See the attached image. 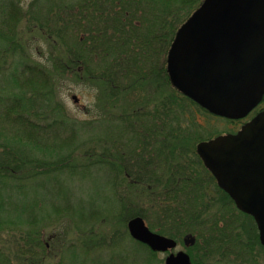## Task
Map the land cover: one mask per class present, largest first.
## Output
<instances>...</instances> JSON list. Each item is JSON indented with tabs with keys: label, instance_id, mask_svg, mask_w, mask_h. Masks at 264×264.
Returning <instances> with one entry per match:
<instances>
[{
	"label": "trees",
	"instance_id": "16d2710c",
	"mask_svg": "<svg viewBox=\"0 0 264 264\" xmlns=\"http://www.w3.org/2000/svg\"><path fill=\"white\" fill-rule=\"evenodd\" d=\"M44 1L51 3L44 13L30 11L36 17L20 22L19 0H0V25L7 33L0 36L7 39L2 43H8L7 46L0 43V60L6 59L10 52L36 47L30 36L33 33H39L47 51L57 50L54 56L47 57L49 66L31 61L29 64V55L20 60L17 75L14 74L18 93L8 100L0 97L5 115L17 113V120H11L17 128L7 131L5 136L13 134L15 138L34 141V152L43 149L47 139L39 140L38 131L42 128L22 120L21 112L43 119L39 116L42 113L31 109L37 100H41L39 108L44 111L52 105L62 107L60 100L52 95L53 83L63 80L59 77L74 83H90L99 89L98 106L105 110L106 116L81 127L65 117L66 121H62L65 130L59 136L62 143L48 147L61 155L72 146L69 142L76 140L78 131L104 133L94 146H83L80 153L73 152L67 161L70 164L72 158L74 164L78 163L83 175L100 172L106 176L101 178L103 188L94 190L96 195L89 201L81 202L87 205L86 217L80 212L81 221L77 223L79 228L87 227L95 219L98 225L108 220L113 223L109 235L101 228L83 232L88 235L92 231L100 242L108 241L110 245L97 248L109 253L98 254L95 262H90L162 263L157 252L127 235V218L141 215L153 229L175 239L193 233L196 236L195 244L190 247L193 264L218 263L222 259L230 264H259L261 258L264 264V246L259 242L252 218L230 205L228 195L219 189L195 151L196 143L205 135L198 114L208 113L180 93L167 72V53L176 31L202 0H81L77 3L36 0L37 10L44 8ZM23 91L31 95V105ZM52 136L48 134L49 139ZM1 145L0 174L3 170L6 174L2 175L21 179L19 183L27 186L15 187L24 191L33 185L37 188L41 184L36 182L40 175H59L67 167L53 169L50 164L41 171L40 161L35 157L31 161L24 148ZM99 145L104 148L101 153L95 151ZM44 155L56 156L48 152ZM16 169L20 170L16 172ZM56 181L53 178L56 188L63 185ZM102 190L107 191L108 197ZM213 191L216 195H212ZM4 204L11 209H5L0 200V264H57L51 259L58 246L52 242L56 236L43 240L44 233L34 230L40 228L34 214L37 209L26 207V200L17 206L18 210L14 204ZM57 207L59 210L54 215L64 218V210ZM13 227L23 232H16ZM126 237L128 241L124 245ZM80 243L88 247L87 236ZM33 248L39 251L36 255ZM110 249L116 250L110 252ZM92 252L82 250L84 262ZM58 264L62 263L58 261Z\"/></svg>",
	"mask_w": 264,
	"mask_h": 264
},
{
	"label": "water",
	"instance_id": "95a60500",
	"mask_svg": "<svg viewBox=\"0 0 264 264\" xmlns=\"http://www.w3.org/2000/svg\"><path fill=\"white\" fill-rule=\"evenodd\" d=\"M167 63L172 83L194 101L222 116L247 115L264 95V0H204L179 27ZM197 151L219 185L255 217L264 245V112L238 134L202 142ZM127 227L132 238L154 251L177 245L141 216ZM165 261L191 264L182 250Z\"/></svg>",
	"mask_w": 264,
	"mask_h": 264
},
{
	"label": "rangeland",
	"instance_id": "374dc122",
	"mask_svg": "<svg viewBox=\"0 0 264 264\" xmlns=\"http://www.w3.org/2000/svg\"><path fill=\"white\" fill-rule=\"evenodd\" d=\"M66 1V0H65ZM70 3H77L81 0H67ZM20 4L18 3V8H20L21 11V18L22 20L20 22H25L28 19L35 18L36 16L31 13L35 12L36 14L44 13L45 10H47L51 3H45L44 1V8H39L37 10L38 3H35L36 0H19ZM1 31L0 35H7L6 32H4V28L2 25H0ZM32 41L36 44V47L33 46L29 51H19L17 53L10 52L7 55V58H1L0 63L3 64V66L0 67V97H4V99H9L14 94H17L18 91L16 89L17 81L14 77V74L17 75V67L20 63V60L22 58H26L25 55H29L30 60H28V63H36V64H42L44 66H49V61L47 60V57L54 56L57 53V50L47 51L45 45L41 42L39 38V33H33L30 35ZM29 36V37H30ZM7 39L0 36V43L3 44V46H7L8 43L3 42ZM17 56L20 57V59H17ZM31 61V63L29 62ZM21 64V63H20ZM57 79H63L59 82L53 83V92L52 95L57 97L62 107L52 105L49 106L47 111H44L43 109L39 108V102L41 100H37L36 105L32 106L31 109H36L37 113H42L41 116L43 119H37L34 116L33 118L30 116V114H27L25 111H22V120L28 121L31 124H36L38 128L40 129L38 132L41 133L39 137V140L47 139L44 142L43 149L36 150L34 152L35 142L30 140L24 139V137L21 138H15L12 135H7L6 132L9 130H13V128H17V126H13L14 124H11V120H17V113L12 114L8 117V115H5L4 113V106H0V145L1 146H9V147H16L21 149H25L28 154L30 160L32 161L33 158H37L40 161V170H45L50 164L53 165L50 166L53 169H61L64 166H67L64 168V172H60L59 175L52 174L50 177H44V175H40L39 179L36 180L37 184H43V185H37V188H34L33 186H30V190L24 191L21 188L15 187L17 185L27 186L25 183H19L20 181L18 178L10 177L9 175H2L6 174L5 171H1L0 174V200L2 201L5 209H11V207H7L4 203H10L11 206L17 208L23 203L27 202L26 207L34 206L36 212L34 214L37 215L38 223L40 224L37 226L34 230L36 232L44 233L43 240H48L49 236L55 235L56 237L52 240L53 243L57 244V250L53 251V254L51 256V259L58 264V261H60L62 264H92L94 258L98 254L106 255L109 253L108 250H97L104 249L106 247H110L108 245V241H101L98 240V238L92 234V231H90L87 234H83L86 230L90 228H96L100 229L103 233H106V235H109L111 231V224H113L111 221L103 222L100 225L95 224L97 219L93 221L92 224L86 226H81L79 228V225L77 226V223L80 224L81 221V213L84 214V209L87 207V205L82 204V201H89V198L91 199L93 195L95 194L94 190H99V187L103 188L104 182L102 181V177L106 178L104 175L105 173L100 174V172H95L93 175H83L82 169L80 165L77 163L74 164L73 159L71 158L70 164L67 163L68 158H70L73 154V152H81L83 149V146H94L95 141L99 137H103L104 133L102 134H93L91 130H87L86 132H82L81 130L77 132L76 140L70 141L69 143L72 144L71 147H68L67 149H64L59 155V152H52L48 150V147L50 145H57L62 143L60 141L59 136L60 133L63 132L64 125L62 124V121H66L63 119H66L65 117L69 118V121H76L80 127L84 123H95L96 121L102 120L106 116L105 110H101V108L98 106V99L97 95L99 93V89L96 86L91 85L90 83H74L70 79H66L65 77H59ZM24 97H28V102H30V105L32 103L31 95L28 93L26 94L25 91ZM27 104V103H26ZM5 105V104H4ZM29 105V104H28ZM260 108H264V99L262 100L260 104ZM29 109V108H28ZM27 109V111H28ZM59 109V110H58ZM38 115V114H37ZM44 117H46L44 119ZM200 121L202 123H205L208 116L202 117L200 114L198 115ZM138 118V116H136ZM210 121H214L216 124H208L205 131V135L213 136L216 135L218 132H221V128L219 125L222 119L218 117L209 116ZM39 120V121H38ZM53 121V122H52ZM14 123V122H12ZM59 123V124H57ZM56 126H52L55 125ZM230 124V123H229ZM225 128L233 129L234 126H237V128L240 127V125H228L225 124ZM49 126H52L53 128L51 130H48ZM130 127V126H128ZM227 130V129H226ZM51 133L52 139H49L48 134ZM69 133L67 132L65 134V139L68 138ZM56 140H54V139ZM65 140L64 142H66ZM112 141L109 140V144H111ZM88 144V145H87ZM29 149V150H27ZM104 148H102L100 145L95 149L97 153L103 152ZM32 151V153H31ZM40 152V153H39ZM45 152L50 153L51 155H56L55 157H49L47 155H44ZM22 156V155H20ZM23 157V156H22ZM61 157H64L61 159ZM61 159V160H60ZM110 159V158H108ZM102 163H108V160H102L100 161ZM20 169H16L15 171L18 172ZM57 180L56 182H59L63 185H58L59 188H56L54 185V182L52 180ZM91 180H90V179ZM49 180V181H48ZM62 186V187H61ZM219 190V189H218ZM217 190V192H218ZM52 193V194H50ZM102 193L107 196L109 195L106 190H102ZM212 195H216V193L213 191ZM90 196V197H89ZM108 197V196H107ZM106 197V198H107ZM52 199V200H49ZM47 200V201H46ZM54 201V202H53ZM57 203V206L62 208L64 210V218H57L56 210H59V208L55 205ZM230 203V202H229ZM121 205V204H120ZM230 205L235 209L234 205L230 203ZM99 206V204H97ZM18 210V208H17ZM236 210V209H235ZM48 211V212H47ZM118 212V211H117ZM63 214V213H62ZM50 216V217H49ZM27 217H24V220ZM93 216L91 219H94ZM104 221L105 219H101ZM249 220V219H248ZM254 223L256 232V223L253 219H251ZM242 225L241 221H239ZM106 223V224H105ZM108 223V224H107ZM120 223V222H119ZM150 226L149 222H147ZM43 227V228H42ZM119 227L122 228L121 224H119ZM16 229L15 227H13ZM81 230V231H80ZM156 231V229H153ZM16 232H23L19 231L18 229L15 230ZM58 233H61L60 235ZM15 236L16 234L13 233ZM193 236H195L193 233H190ZM87 236V246L84 243H80V239ZM185 236V235H184ZM183 236V238H184ZM196 237V236H195ZM4 238V237H3ZM183 238L179 240L178 247L173 250V252H176L177 250H185L190 254V248H187L183 244ZM128 237L125 238V243H127ZM86 242V239H85ZM92 244V245H89ZM62 249V253L60 255V250ZM92 249V250H90ZM35 252L37 251L36 248L32 249ZM82 250H84L86 253L90 251H94L91 253V257H89L88 261L84 262L83 258H81ZM112 250V249H110ZM116 249H113L110 252H114ZM120 251V250H117ZM169 252L166 253H159L160 259L162 260V263L164 264V259L166 255ZM36 255V254H35ZM91 261V262H90ZM263 258L259 259V264H262ZM208 264H230L229 261L226 259H222L218 263L212 262Z\"/></svg>",
	"mask_w": 264,
	"mask_h": 264
}]
</instances>
